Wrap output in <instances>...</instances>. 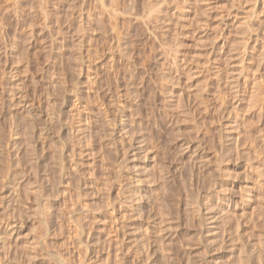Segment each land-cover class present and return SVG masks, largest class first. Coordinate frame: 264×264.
<instances>
[{
	"label": "rangeland",
	"instance_id": "1",
	"mask_svg": "<svg viewBox=\"0 0 264 264\" xmlns=\"http://www.w3.org/2000/svg\"><path fill=\"white\" fill-rule=\"evenodd\" d=\"M0 264H264V0H0Z\"/></svg>",
	"mask_w": 264,
	"mask_h": 264
},
{
	"label": "bare ground",
	"instance_id": "2",
	"mask_svg": "<svg viewBox=\"0 0 264 264\" xmlns=\"http://www.w3.org/2000/svg\"><path fill=\"white\" fill-rule=\"evenodd\" d=\"M96 2H97V1H96ZM124 2H125V1H124ZM97 3H98V2H97ZM99 4H100V3H99ZM109 4H110V3H109ZM117 4H118V3H117ZM110 5H111V4H110ZM125 5H127V3H126ZM131 5H132V4H131ZM95 6H96V5H95ZM105 6H106V5H105ZM100 7H104V6H100ZM115 7H116V6H115ZM115 7H114V9H115ZM125 7H128V6H125ZM131 7H132V6H131ZM132 8H133V7H132ZM70 9H71V8H70ZM100 9H101V8H100ZM102 9H103V8H102ZM106 10H108V8H106ZM116 10H117V9H115V11H114L115 13H116ZM123 10H124V8H123ZM123 10H122V11H123ZM126 10H127V9H126ZM129 10H130V9H129ZM99 11H100V10H98V11L96 12V13H98L97 16H96V15L93 16V20H94V22H96V18H97V17L100 18V16H102V15H101V14H102L101 12H103V10H101L100 12H99ZM104 11H105V10H104ZM124 11H125V10H124ZM124 11H123V12H124ZM108 12H109V10H108ZM125 12H126V11H125ZM96 13H95V14H96ZM99 13H101V14L99 15ZM109 13H111V14H108V15H109V16H110V15L112 16V12L110 11ZM115 13H114V14H115ZM69 14H70V13H69ZM105 14H106V13H105ZM89 15H90V14H89ZM116 15H117V13H116ZM116 15H113L112 17L114 18V16L116 17ZM103 16H104V15H103ZM103 16H102V17H103ZM106 16H107V15H106ZM79 17H80V16H79ZM102 17H101V18H102ZM112 17H111V18H112ZM91 18H92V16H91ZM99 18H98L97 20H98V21H101L102 19L99 20ZM70 19H71V18H70ZM74 19H75V18H74ZM80 20H82V22H83V19H82V18H80ZM71 21H72V20H71ZM82 22H81V23H82ZM111 22H112V21H111ZM87 23H88V22H87ZM97 23H99V22H97ZM78 24H79V23H78ZM85 24H86V23H85ZM98 25H99V24H98ZM111 25H113V24H111ZM115 25H116V24H115ZM98 27H100V26H98ZM243 31H244V30H243ZM81 38H82V37H81ZM81 41H82V39L79 40L80 43H81ZM81 44H82V43H81ZM122 53H123V52H122ZM111 58H113V57H111ZM77 67H78V66H77ZM28 114H29V115H28L29 117L32 116L30 111L28 112ZM32 117H33V116H32ZM30 120H31V122H32V119H30ZM34 123H35V122H34ZM34 125H35V124H34ZM34 125H33V126H34ZM30 126H31V125H30ZM35 128H36V127H35ZM32 132H33V131H32ZM144 136H145V135H144ZM145 137H146V136H145ZM146 138H147V137H146ZM34 143H35V142H34ZM145 143H146V141H145ZM32 146H33V145H32ZM34 146H35V144H34ZM34 146H33V148H31L32 150H34ZM145 150H146V149H145ZM34 152H35V151H34ZM145 152H146V151H145ZM146 153H147V152H146ZM31 154H33V153H31ZM144 154H145V153H144ZM145 155H146V154H145ZM16 156H17V155H16ZM16 156H15V157H16ZM34 156H36V155H34ZM17 157H18V156H17ZM36 159H37V158H36ZM36 159H35V160H36ZM35 162H36V161H35ZM144 167H145V166H144ZM148 172H149V170H148ZM161 172H162V171H161ZM145 174H146V173H145ZM145 174H144V176H145ZM149 174H150V173H149ZM161 174H162V173H161ZM166 175H167V174H166ZM148 176H149V175H148ZM143 178H144V177H143ZM163 178H164V177H163ZM151 180H152V179H151ZM167 181H168V180H167ZM147 182H148V181H147ZM149 183H150V182H149ZM147 184H148V183H147ZM163 185H164V184H163ZM167 188H168V187H167ZM244 256H245V255H244ZM245 259H246V258H245Z\"/></svg>",
	"mask_w": 264,
	"mask_h": 264
}]
</instances>
